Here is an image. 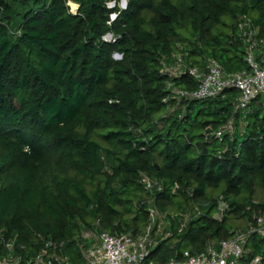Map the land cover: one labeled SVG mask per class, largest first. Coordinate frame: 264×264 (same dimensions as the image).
<instances>
[{
	"label": "trees",
	"instance_id": "obj_1",
	"mask_svg": "<svg viewBox=\"0 0 264 264\" xmlns=\"http://www.w3.org/2000/svg\"><path fill=\"white\" fill-rule=\"evenodd\" d=\"M109 1L0 0V236L31 253L63 242L84 264L82 231L98 222L137 237L152 201L162 217L143 264L236 233L239 263L264 264V97L236 112L235 89L177 99L172 88L196 81L162 72L176 54L187 66L246 69L237 24L249 18L264 39V0ZM228 121L232 133L210 134ZM142 174L160 190L150 194Z\"/></svg>",
	"mask_w": 264,
	"mask_h": 264
},
{
	"label": "built area",
	"instance_id": "obj_2",
	"mask_svg": "<svg viewBox=\"0 0 264 264\" xmlns=\"http://www.w3.org/2000/svg\"><path fill=\"white\" fill-rule=\"evenodd\" d=\"M237 33L244 44L246 69L225 72L214 59L209 60L204 68L187 66L184 57L176 54L171 63L163 64L162 72L170 78L186 74L196 81V88L174 87L171 89L172 96L185 100H207L219 97L228 89H235L238 92L235 112L245 110L257 97H264V39L259 37L258 27L246 17L239 19ZM233 131V123L228 121L210 134L221 139L224 134ZM140 181L150 194L160 190L159 181L146 174L141 175ZM226 208V203L219 200L218 212L222 213ZM159 217L162 215L150 201L147 226L137 237L129 233L113 234L99 228L98 222L94 229L82 231L77 241L84 264H143L155 244L153 229ZM257 223H262V219L257 218ZM245 241L244 234L236 233L232 238L222 240L218 246L208 245L196 254L184 251L182 260H170L165 264H237L244 252ZM63 247V242L43 240L40 248L31 253L25 245L18 243L16 236H0V264H72ZM249 264H262L261 258L255 257Z\"/></svg>",
	"mask_w": 264,
	"mask_h": 264
},
{
	"label": "rangeland",
	"instance_id": "obj_3",
	"mask_svg": "<svg viewBox=\"0 0 264 264\" xmlns=\"http://www.w3.org/2000/svg\"><path fill=\"white\" fill-rule=\"evenodd\" d=\"M126 3H127V0H110L109 3H108V7H109V8H113L114 6H117V7H119L120 9H123V8H125ZM70 4H71V3H70ZM71 8H72V10L74 11V10L76 9V4H75V3L73 4V2H72V4H71ZM114 17H115V15H112L111 18L113 19ZM111 38H112L111 36L108 37V35H107V36L105 37V40H110ZM114 57H115V58H118L119 55H118L117 53H115V54H114ZM160 219H162V218H160ZM163 225H164V223L161 224V226L159 227V231H161ZM181 260H182V259H181ZM237 264H240L239 261H237Z\"/></svg>",
	"mask_w": 264,
	"mask_h": 264
},
{
	"label": "water",
	"instance_id": "obj_4",
	"mask_svg": "<svg viewBox=\"0 0 264 264\" xmlns=\"http://www.w3.org/2000/svg\"><path fill=\"white\" fill-rule=\"evenodd\" d=\"M108 37H110V35H108Z\"/></svg>",
	"mask_w": 264,
	"mask_h": 264
},
{
	"label": "bare ground",
	"instance_id": "obj_5",
	"mask_svg": "<svg viewBox=\"0 0 264 264\" xmlns=\"http://www.w3.org/2000/svg\"><path fill=\"white\" fill-rule=\"evenodd\" d=\"M74 4V3H73Z\"/></svg>",
	"mask_w": 264,
	"mask_h": 264
}]
</instances>
